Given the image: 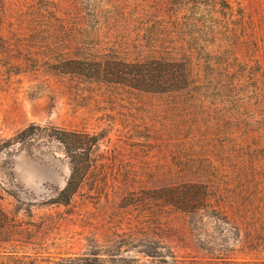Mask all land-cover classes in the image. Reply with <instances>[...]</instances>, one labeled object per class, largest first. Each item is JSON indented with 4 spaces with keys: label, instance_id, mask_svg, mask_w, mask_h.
<instances>
[{
    "label": "trees",
    "instance_id": "16d2710c",
    "mask_svg": "<svg viewBox=\"0 0 264 264\" xmlns=\"http://www.w3.org/2000/svg\"><path fill=\"white\" fill-rule=\"evenodd\" d=\"M223 6H228L225 0H114L105 8L64 0H0V65H46L52 74L73 81L69 89L95 83L128 99L138 93L181 105L170 109L168 122L154 121L157 128L147 123L146 110L123 121L121 130L111 120L98 131L28 123L0 139V152L6 154L11 145L26 150L54 144L68 175L47 202L70 206L86 185L81 203L93 200L112 217L110 227L85 238L88 249L46 263L199 264L176 254L171 238L177 231L194 236L201 249L204 237L210 238L214 257L224 264L261 262L264 128L258 125L250 136L248 118L237 114V104L238 109L212 113L202 105L244 89V67L231 71L229 65H210L216 62L212 57H200L220 55L219 19L199 22L193 16L201 8L213 17ZM254 66L264 86V65ZM221 76L228 77L227 84ZM123 146L144 156L154 151L164 160L116 164ZM9 171L6 160H0V174ZM143 179L155 184L142 186ZM4 192L0 181V241L33 236L3 211ZM131 207L134 216L127 212Z\"/></svg>",
    "mask_w": 264,
    "mask_h": 264
},
{
    "label": "rangeland",
    "instance_id": "374dc122",
    "mask_svg": "<svg viewBox=\"0 0 264 264\" xmlns=\"http://www.w3.org/2000/svg\"><path fill=\"white\" fill-rule=\"evenodd\" d=\"M64 1L81 7L91 4L105 8L114 0ZM122 1L138 4L152 0ZM225 1L228 6L217 7L219 14H214V18L201 8L193 16L199 22L215 17L219 19L216 24L220 31L222 51L220 55L202 53L200 57H212L218 63L210 65H229L231 71L244 67V89L226 92L220 101L204 100L202 105L208 107L210 113L211 109L224 112L238 109L236 104L239 105L237 114L248 118V133L253 136L257 133L258 125L264 128V86L254 66L264 65V0ZM7 71H12V74L8 75ZM228 80V77H219L224 85ZM68 83H73L68 76L54 75L46 65H0V139L12 137L28 123L98 131L105 126V120H111L115 123L114 127L121 130L123 121L131 117L137 119L146 110L149 112L147 123L155 124L157 128L154 121L168 122L172 119L170 113L174 112L170 109L181 106L180 103L168 102V99L154 95L134 93L128 99V95H114L115 89L95 83L80 82L74 86L77 89H69L66 87ZM261 119L263 122L257 124V120ZM260 135L264 138V130ZM118 154L113 161L120 165L154 164L164 160L155 156L154 151L144 156L140 149L132 150L127 146L120 148ZM3 159L10 166V174H0L6 191L1 200L2 209L34 235L25 239L11 236L8 241H0V264H48L47 260L88 249L85 238L91 237L92 232L98 233L110 227L112 217L109 210L103 212L91 202L93 200L81 203V196L88 191L86 185L75 195L74 203L70 206L47 202L54 196L55 189L64 185L68 175L67 164L54 144L26 150L11 145L9 154L5 150L0 152V160ZM165 160L171 159L167 157ZM148 182V179H143L140 185L149 187L155 184ZM99 197L103 201V196ZM127 212L134 216L136 210L131 207ZM174 234L176 236L173 235L171 243L176 254L186 255L199 264H224L214 257L216 250L211 249L210 238L204 237V249H201L194 236L180 231ZM230 254L239 256L238 253ZM259 259V264H264V257Z\"/></svg>",
    "mask_w": 264,
    "mask_h": 264
}]
</instances>
